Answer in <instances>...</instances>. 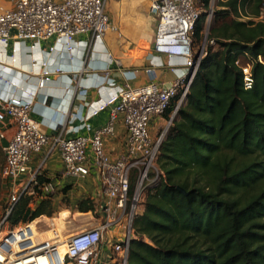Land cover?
Segmentation results:
<instances>
[{"label": "built area", "instance_id": "built-area-1", "mask_svg": "<svg viewBox=\"0 0 264 264\" xmlns=\"http://www.w3.org/2000/svg\"><path fill=\"white\" fill-rule=\"evenodd\" d=\"M106 1L8 0V5L0 4V44L6 45L9 39L18 42L52 35L70 43L75 34L82 32L100 37L112 26ZM198 2L151 1L150 9L157 16L154 50L182 57L185 71L168 84L150 80L137 87L116 86L114 92L93 110L96 112L111 104L108 120L89 135L66 137L56 133L49 136L30 115L32 97L6 96L0 92V140L6 136L8 127L13 128L6 142L0 143L3 154L0 179L7 189V196L0 204V264H101L98 246L109 228L119 229L117 239L112 237L107 241L109 248L117 253L119 264L127 263L129 242L134 236L133 221L143 209L145 188L154 184L161 173L156 163L160 143L185 99L199 60L206 53L203 47L196 49L193 40V26L202 10ZM238 18L264 21V3L257 15L240 11ZM236 62L243 72L244 87H250V63ZM168 65L175 68L173 63ZM3 69L4 64L0 62V82L15 84L10 77H5ZM145 70L150 75L155 74L154 65ZM174 100V108L165 117L164 113ZM118 113H122L127 136L123 151L112 158L105 149L104 137L114 131ZM155 116H163L167 123L151 135L149 125ZM46 145L49 146L47 154L54 147L59 150L63 176H83L89 172L90 164L97 170L102 200L95 209L98 217L95 226L86 224L82 228L62 231L52 221L45 224L38 221L32 227L37 217L25 223H10L9 215L20 198L30 197L29 205L33 206L56 191L57 185L44 172L46 155L35 167L30 165L33 155ZM40 176L45 178L40 181ZM40 234H45V238L39 239ZM61 245L65 248L63 255L58 250Z\"/></svg>", "mask_w": 264, "mask_h": 264}, {"label": "trees", "instance_id": "trees-1", "mask_svg": "<svg viewBox=\"0 0 264 264\" xmlns=\"http://www.w3.org/2000/svg\"><path fill=\"white\" fill-rule=\"evenodd\" d=\"M209 2H198L195 37L203 31ZM263 3L221 1L229 8L217 12L236 16L207 34L217 47L208 44L160 143L161 173L145 188L126 264H264V21L238 18V6L255 16ZM240 56L251 65L248 88L236 62ZM133 184L134 176L131 191ZM30 200L15 204L11 224L52 214L50 198L35 207ZM76 208L94 212L96 206L85 199Z\"/></svg>", "mask_w": 264, "mask_h": 264}, {"label": "crops", "instance_id": "crops-1", "mask_svg": "<svg viewBox=\"0 0 264 264\" xmlns=\"http://www.w3.org/2000/svg\"><path fill=\"white\" fill-rule=\"evenodd\" d=\"M147 1L107 0L106 11L112 26L100 37L82 32L75 34L70 43L52 35L18 42L9 39L6 45L0 44L3 73L15 81V84L0 82V92L6 96L32 97L30 115L49 136L91 134L108 120L111 104L96 112L93 110L114 92L116 86L137 87L150 80L168 84L185 71L182 57L154 50L157 16L150 9L152 0L145 8ZM0 4L8 5V0H0ZM170 63L175 68H171ZM150 65L155 66L154 75L145 70ZM163 118L155 116L151 120V135L156 134ZM12 130V127L6 129V136L0 143L6 142ZM126 136L122 113H118L114 131L104 137L105 149L112 158L123 151ZM47 150L48 145L34 154L30 165L35 167L46 155L45 175L57 185L50 197L51 203L77 207L80 201L90 199L97 206L102 200V188L95 167L90 164L89 172L83 176H63L59 150L54 147L48 154ZM60 213L68 214L73 229L81 226L76 221L85 222L89 227L98 222L95 211L72 213L66 209ZM76 214L88 216L79 220L74 218ZM118 233V228H109L104 233L98 246L101 264H119L117 253L107 243L112 237L117 239Z\"/></svg>", "mask_w": 264, "mask_h": 264}, {"label": "rangeland", "instance_id": "rangeland-1", "mask_svg": "<svg viewBox=\"0 0 264 264\" xmlns=\"http://www.w3.org/2000/svg\"><path fill=\"white\" fill-rule=\"evenodd\" d=\"M221 1H223V0H213L212 3H209V7L207 9V15H206V18L204 20V25H203V29H202L203 31L200 34V36H198V37H195L193 35V40H194L195 48L196 49H199V48L203 47V49L205 50L207 48L208 44L211 43V41H209L207 39V34L209 33L210 29L213 26H218V25L222 24L223 22H228V21H230V19L232 17L236 16L234 14V12H232V11L231 12H224V13L217 12V10H219L221 8H229V5H222L221 4ZM149 3H150V0L147 1V6L145 8H148ZM140 8H141V6H140ZM238 8L242 12L241 7L238 6ZM205 34H206V36H205ZM211 44H213V46L217 47V44L215 42L214 43H211ZM239 62L240 63H245V62H247V58L244 57V56H240L239 57ZM162 120H163V123L160 125L159 130L161 128H163L164 126H166L165 124L167 123L166 120H164V118ZM0 150H2L1 144H0ZM6 196H7V189L1 183L0 184V204L6 198ZM33 207H35V205H33ZM52 208H53L52 209L53 212H52L51 215H45L44 214L43 216L46 217V218H48L50 221H52L53 224L57 223L60 220V218H62V213H60V211L66 210V209L71 210L72 213L78 211L77 208H76V206H68V205L63 206L62 203L60 205H58V203L57 204H54V205L52 204ZM41 216L42 215H40L37 218H40ZM76 223L78 225H81V226H79V228L84 227L85 224H86L85 222H80V221H76ZM76 229H78V228H76ZM72 230H74V229H72ZM45 236H46L45 234H40L39 235V239H43V238H45ZM62 246L63 245H61L59 247L62 248ZM61 254H62V250H61Z\"/></svg>", "mask_w": 264, "mask_h": 264}, {"label": "bare ground", "instance_id": "bare-ground-1", "mask_svg": "<svg viewBox=\"0 0 264 264\" xmlns=\"http://www.w3.org/2000/svg\"><path fill=\"white\" fill-rule=\"evenodd\" d=\"M88 216V215H87ZM87 216H85V215H81V214H76V215H74V218L75 219H84V217H87ZM38 221H43L44 222V224L45 223H47V221H49V219L48 218H46V217H40V218H37L32 224H31V226L32 227H34V225H35V223H37ZM56 224V223H55ZM71 224H72V220H70L69 219V216H68V214H62V218H60V220L57 222V224L55 225L56 226V228L57 229H59V230H62V231H68V230H72L73 229V226H71ZM64 247L62 246V248L61 247H59V253H60V255H63V253H64ZM61 250H62V254H61Z\"/></svg>", "mask_w": 264, "mask_h": 264}, {"label": "water", "instance_id": "water-1", "mask_svg": "<svg viewBox=\"0 0 264 264\" xmlns=\"http://www.w3.org/2000/svg\"><path fill=\"white\" fill-rule=\"evenodd\" d=\"M205 36H206V34H205ZM179 189H181L182 191H184V189L182 188V187H180V186H177Z\"/></svg>", "mask_w": 264, "mask_h": 264}]
</instances>
